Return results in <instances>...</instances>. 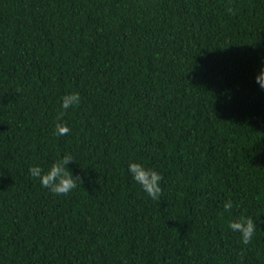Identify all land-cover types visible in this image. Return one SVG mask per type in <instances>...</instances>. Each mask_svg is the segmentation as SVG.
<instances>
[{
	"label": "trees",
	"instance_id": "obj_1",
	"mask_svg": "<svg viewBox=\"0 0 264 264\" xmlns=\"http://www.w3.org/2000/svg\"><path fill=\"white\" fill-rule=\"evenodd\" d=\"M262 65L264 0H0V264H264Z\"/></svg>",
	"mask_w": 264,
	"mask_h": 264
},
{
	"label": "clouds",
	"instance_id": "obj_2",
	"mask_svg": "<svg viewBox=\"0 0 264 264\" xmlns=\"http://www.w3.org/2000/svg\"><path fill=\"white\" fill-rule=\"evenodd\" d=\"M256 82L261 89H264V65L261 66L258 74L255 77ZM61 108L66 112L69 108L78 107L81 103V97L78 92L68 93L62 98ZM64 112H61L55 124V134L57 136H65L70 132V128L62 121ZM74 161L71 155H64L62 158H57L45 171L38 165L29 167V173L33 178L39 180L43 188L48 189L52 194L57 196L68 195L78 186H81L82 179L79 176H73L71 170L67 167L69 162ZM128 170L148 197L153 200L159 199L162 188L161 181L163 176L153 168H146L140 163H130ZM233 208L232 202L225 201L224 211H230ZM229 228L233 232H239L241 242L245 245L249 244L257 230V224L251 217H242L238 220H233L229 223Z\"/></svg>",
	"mask_w": 264,
	"mask_h": 264
}]
</instances>
